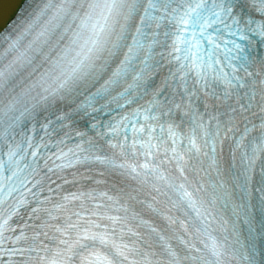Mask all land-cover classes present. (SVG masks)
Here are the masks:
<instances>
[{"label": "snow or ice", "instance_id": "snow-or-ice-1", "mask_svg": "<svg viewBox=\"0 0 264 264\" xmlns=\"http://www.w3.org/2000/svg\"><path fill=\"white\" fill-rule=\"evenodd\" d=\"M0 264H264V0H0Z\"/></svg>", "mask_w": 264, "mask_h": 264}]
</instances>
